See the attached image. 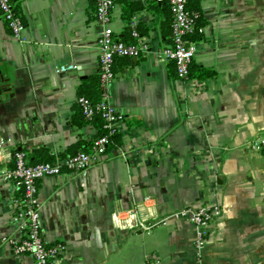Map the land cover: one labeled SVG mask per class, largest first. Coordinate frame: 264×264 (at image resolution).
<instances>
[{
  "label": "crops",
  "instance_id": "obj_1",
  "mask_svg": "<svg viewBox=\"0 0 264 264\" xmlns=\"http://www.w3.org/2000/svg\"><path fill=\"white\" fill-rule=\"evenodd\" d=\"M13 1L24 30L14 38L0 15V161L10 165L7 152L28 156L39 146L63 158L97 134L72 122L78 85L99 70L95 0ZM200 7L191 65L215 71L203 80L178 78L162 58L168 11L131 17L150 49L113 63L110 103L125 116L119 144L83 172L37 182L44 240L64 246L52 264H264V152L250 148L264 136V0H200ZM121 9L114 0L117 38L125 37ZM65 63L78 67L58 71ZM21 193L0 178V264H34L4 241L23 236L14 219ZM147 194L163 223L149 232L113 223L116 209ZM200 204L217 215L197 250L195 226L171 214Z\"/></svg>",
  "mask_w": 264,
  "mask_h": 264
},
{
  "label": "built area",
  "instance_id": "obj_2",
  "mask_svg": "<svg viewBox=\"0 0 264 264\" xmlns=\"http://www.w3.org/2000/svg\"><path fill=\"white\" fill-rule=\"evenodd\" d=\"M156 1L166 2L170 12V43L161 49V56L173 62L178 78L186 79L195 53V43L188 39L195 27V15L187 10V0ZM113 6L114 0H95L100 98L93 102L85 96L77 97V103L85 118L90 119L93 115L99 114L110 133L117 132V123L125 117L110 103L109 84L115 77L114 60L116 57L140 58L150 49L147 38L139 33L133 18L130 19L129 26L134 42H125L115 37L110 28ZM0 15L12 36L21 39L24 23L15 9L13 0H0ZM77 67V64L65 63L59 66L58 71L75 70ZM109 142L108 135L97 136L92 140L88 150H81L63 158H55L51 162L30 163L25 151L7 152V158L11 164L7 165L0 161V178L17 183L22 190L20 198L16 201L14 219L21 222L23 236L19 239L4 238L15 254L30 255L34 264H52L63 252V244H47L44 240L36 197L37 182L45 176L83 172L106 152ZM2 145L4 142L0 140V149ZM250 148L256 152H264V136L260 135L253 139ZM136 215L139 216L138 220L134 219ZM171 215L183 218L195 226V247L200 250L207 240V227L217 215V210L200 204L181 208ZM112 221L118 226L136 227L149 232L153 227L163 223L165 217H158L156 198L147 194L130 208L116 209L112 213Z\"/></svg>",
  "mask_w": 264,
  "mask_h": 264
},
{
  "label": "trees",
  "instance_id": "obj_3",
  "mask_svg": "<svg viewBox=\"0 0 264 264\" xmlns=\"http://www.w3.org/2000/svg\"><path fill=\"white\" fill-rule=\"evenodd\" d=\"M115 1H119L122 4V9H121L122 18L125 21L126 26L124 30L125 37H119V38L125 42H134L133 38L130 35L131 28L129 26V21L132 16H134L135 14H137L138 12L144 9L151 11L169 12L168 4L166 2L159 3L156 0H151L148 4H143L139 1H134V0H115ZM186 8L191 14L195 15V27L193 32L188 36V39L192 42H197L201 39L202 36L200 28L203 23L200 0H187ZM136 28L141 35H144L146 33V29L140 27L139 25H136ZM116 58H123V57H116ZM171 71L173 73L175 72L173 62H172ZM190 71L191 72L189 73V75H194V77H196L198 80L207 79L215 75V71L213 69L198 65H191ZM100 92L101 89H100L98 73L89 76L87 79L83 80L81 84H79L77 87L78 96H85L93 102L99 100ZM72 122L77 126H83L86 124L93 125L94 127L97 128V134L95 137L101 135H108L110 142L107 145L106 149L119 144L120 140L118 133L117 132L110 133L109 129L104 126L105 122L99 114L93 115L90 119L85 118V116L82 114L81 107L77 102L75 105L74 113L72 114ZM89 145L90 144H88V146H86L83 150H88ZM28 160L30 163L45 162V161L51 162L55 160V156L51 154L46 147L39 146L34 148L28 154Z\"/></svg>",
  "mask_w": 264,
  "mask_h": 264
},
{
  "label": "water",
  "instance_id": "obj_4",
  "mask_svg": "<svg viewBox=\"0 0 264 264\" xmlns=\"http://www.w3.org/2000/svg\"><path fill=\"white\" fill-rule=\"evenodd\" d=\"M1 81V80H0Z\"/></svg>",
  "mask_w": 264,
  "mask_h": 264
}]
</instances>
